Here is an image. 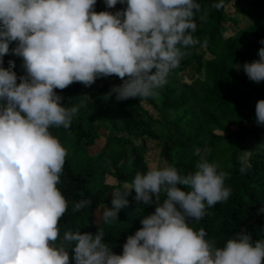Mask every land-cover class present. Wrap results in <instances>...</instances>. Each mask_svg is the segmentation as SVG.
I'll use <instances>...</instances> for the list:
<instances>
[{"label":"clouds","instance_id":"obj_1","mask_svg":"<svg viewBox=\"0 0 264 264\" xmlns=\"http://www.w3.org/2000/svg\"><path fill=\"white\" fill-rule=\"evenodd\" d=\"M96 2L0 0V264H264V239L238 232L220 247L204 228L190 226L231 195L228 174L207 159L183 175L170 164L137 172L113 191L100 215L106 225L117 221L133 189L138 204H155L121 254L105 243L103 230L61 235L68 201L57 185L68 151L50 129H69L78 108L64 106L55 90L115 75L122 84L105 99L155 98L200 43L192 35L197 15L207 18L197 0H104L106 9L124 5L115 12L95 11ZM9 53L22 58L24 75L17 76L13 60L3 66ZM258 56L242 65L256 83L264 81V47ZM255 117L264 125V99ZM249 167L241 158V174ZM90 206V199L78 201L73 212Z\"/></svg>","mask_w":264,"mask_h":264},{"label":"trees","instance_id":"obj_2","mask_svg":"<svg viewBox=\"0 0 264 264\" xmlns=\"http://www.w3.org/2000/svg\"><path fill=\"white\" fill-rule=\"evenodd\" d=\"M197 2L207 13L204 21L197 15L192 33L201 44L188 49L181 71L170 73L155 98L117 101L113 95L105 99L111 87L122 84L115 75L98 78L89 87L74 82L55 90L64 106L78 108L69 129H50L62 145L73 138L74 146L87 151L102 141L94 159L82 168H74L66 157L57 185L68 201L59 222L61 235L69 228L93 234L103 230L105 243L121 254L126 238L141 227L143 216L154 212L155 204H138L133 189L117 221L95 222L94 212L104 205L111 207L113 191L131 184L137 172L150 169L149 162L154 167L173 165L183 175L194 172L198 160L207 159L228 174L225 186L231 188V195L206 208L203 219L190 220V226L204 228L206 238L220 247L238 232H247L253 240L264 239V125L256 123L255 106L250 109L246 102L253 97L256 105L264 99V81L253 87L242 69L245 62L258 60V50L264 47L260 43L264 0H223L219 10L213 5L220 0ZM123 7L118 3L106 9L104 0H97L95 11L115 12ZM234 16L249 24L238 28ZM9 60L15 62L18 77L25 74L21 57L5 55L4 67ZM236 65L241 68L237 70ZM241 158L250 165L244 174L239 171ZM110 171L114 187H98L94 177ZM85 199L91 200V206L73 212L74 204Z\"/></svg>","mask_w":264,"mask_h":264},{"label":"rangeland","instance_id":"obj_3","mask_svg":"<svg viewBox=\"0 0 264 264\" xmlns=\"http://www.w3.org/2000/svg\"><path fill=\"white\" fill-rule=\"evenodd\" d=\"M228 4H230V3H228ZM228 6L229 5H227V8H228ZM234 19H235V25L238 28H244L249 24V22L246 19H242V18H239L237 16H234ZM198 44H201V41ZM198 44H196L195 46H197ZM10 45H12L13 48L16 46L14 42ZM195 46L190 47V48H194ZM183 66H184V64L180 63L179 67L176 68L175 70L181 71V68ZM246 79L249 81V83L253 87H258V83L249 80L247 75H246ZM246 102H247L248 107L250 109L254 108L255 103H254L253 97L247 98ZM136 143H137V141L134 142V144H136ZM63 146L67 149L68 156L72 160L71 165L74 168H82L86 163L91 162L94 159L93 156H95L98 153V151L100 150V148L102 146V141H99L94 147L87 149V151L83 147L74 146V139L73 138H68L67 140H65V142L63 143ZM149 167L150 168L154 167V163L149 162ZM110 172L111 173L104 174V175H96L94 177L95 183L98 187H105V186H108L111 188L114 187L115 183H114V179L111 175L112 171H110ZM102 208H103V206L100 207L96 212H94L93 218H94L95 222H98V223L101 222L100 221V215H101V212L103 211Z\"/></svg>","mask_w":264,"mask_h":264}]
</instances>
